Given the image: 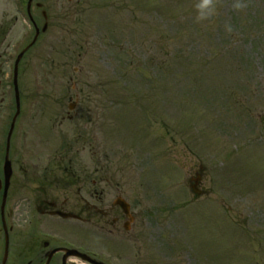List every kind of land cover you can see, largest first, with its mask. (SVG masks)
I'll list each match as a JSON object with an SVG mask.
<instances>
[{"label": "rangeland", "instance_id": "374dc122", "mask_svg": "<svg viewBox=\"0 0 264 264\" xmlns=\"http://www.w3.org/2000/svg\"><path fill=\"white\" fill-rule=\"evenodd\" d=\"M37 1L50 25L19 63L13 181L59 174L53 159L78 174L101 166L107 198L122 195L135 213L114 236L100 234L94 215L92 224L54 220L49 231L64 226L109 264H264V0L239 11L219 0L202 23L193 0ZM14 27L0 76L11 99L13 60L33 34L21 35L22 20ZM5 105L0 134L14 111Z\"/></svg>", "mask_w": 264, "mask_h": 264}, {"label": "flooded vegetation", "instance_id": "af4514ba", "mask_svg": "<svg viewBox=\"0 0 264 264\" xmlns=\"http://www.w3.org/2000/svg\"><path fill=\"white\" fill-rule=\"evenodd\" d=\"M26 2L27 0L5 1V4H10V8L14 13L13 19L10 20V27L8 26L7 19H5L7 18L6 14H3L6 8L2 12L0 10V76L5 70L4 66H6V61L3 58L5 49L2 48L4 42L2 41L15 28L14 26H16L17 22L21 21L24 11L26 12ZM42 5L44 6L43 2L32 0L29 9L30 13L33 15L40 12V15L43 16L44 9ZM2 15L4 18H2ZM34 22L37 24L36 21ZM6 92L7 90L3 87V81L0 78V110L5 101L4 97ZM2 139L3 135L1 133V143ZM50 162L54 165L52 167H58L59 174L52 172L47 175H31V173L29 174L24 171V174H22L21 178H18L16 183L11 177L4 210L7 232L10 233L9 243L7 246L5 245L4 231L1 229L0 236L2 232L3 238L0 239V260L2 259L4 251L7 250V260L11 259L14 264H61L64 252H55L54 250L58 248H70L71 245L69 243H73L74 245L77 243L69 239L66 240V234H63L61 231L57 234L62 239L44 235L45 233L54 234V232L49 231L53 228L52 224H54V220H64V218L53 214L56 211L73 213L79 216V219L74 220L89 223L93 222L91 216H96L95 226L101 231L100 234L118 235L122 229H125V225L131 226V223H127V217L123 214L120 207L115 205L113 200L107 198L109 193L105 188L107 180L102 174L101 167H95V170L89 174H78L72 170H68L67 167L70 166L71 160L66 162L61 159L58 161L53 159ZM64 162L68 166L64 165L63 167ZM59 166L63 167V171H61V167ZM14 188L18 192L16 209L18 208L17 210H19V215L15 217L14 213L16 210L8 204L9 196L15 190ZM24 189L28 190L26 192H30V197L23 194L26 193L23 192ZM119 195L117 194V196ZM2 197L3 189L0 190V205ZM13 221L17 223L18 236L12 244ZM25 227L27 228L25 229ZM79 245L83 248V252L91 255H97L96 251H99L98 253L102 255L105 253L103 249H92L93 247L88 246L86 243ZM72 263L70 259H66V264Z\"/></svg>", "mask_w": 264, "mask_h": 264}, {"label": "clouds", "instance_id": "9594fccd", "mask_svg": "<svg viewBox=\"0 0 264 264\" xmlns=\"http://www.w3.org/2000/svg\"><path fill=\"white\" fill-rule=\"evenodd\" d=\"M219 0H193L195 9V22L202 23L212 20L218 12ZM232 7L239 11L246 7L245 0H233ZM226 30L231 32L232 26L225 25Z\"/></svg>", "mask_w": 264, "mask_h": 264}, {"label": "water", "instance_id": "95a60500", "mask_svg": "<svg viewBox=\"0 0 264 264\" xmlns=\"http://www.w3.org/2000/svg\"><path fill=\"white\" fill-rule=\"evenodd\" d=\"M4 173H5V179H6V183L8 181L9 175H10V163L9 161H6V163L4 164ZM196 193H199V191L195 190ZM119 205L121 206V208L124 210L125 213H128V206L125 202H123L122 200H118ZM71 253H75L76 255H78L79 257H81L82 260L87 261V262H91L93 264H103L95 259H92L90 257H88L85 254H80L77 253L75 251H72Z\"/></svg>", "mask_w": 264, "mask_h": 264}]
</instances>
